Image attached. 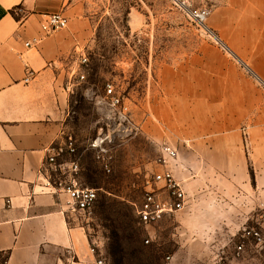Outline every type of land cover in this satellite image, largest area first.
<instances>
[{"label":"crops","instance_id":"crops-1","mask_svg":"<svg viewBox=\"0 0 264 264\" xmlns=\"http://www.w3.org/2000/svg\"><path fill=\"white\" fill-rule=\"evenodd\" d=\"M218 1L224 43L241 69L226 62L222 81L209 79V108L196 114V131L185 134L196 157L180 156L183 166L175 170L187 191V205L176 214L193 235L204 186L233 191L240 184L248 211L264 206V91L245 70L264 83V0ZM84 7V0H0V264H96L92 238L69 215L67 195L47 185L48 155L59 149L57 162L79 161L85 182L89 147L74 137V103L85 97L80 58L93 36ZM56 12L68 26L26 46L41 35L45 15ZM27 68L34 75L26 82ZM233 149L248 156H218ZM206 173L214 180L205 183ZM187 240L196 246V237Z\"/></svg>","mask_w":264,"mask_h":264},{"label":"rangeland","instance_id":"rangeland-1","mask_svg":"<svg viewBox=\"0 0 264 264\" xmlns=\"http://www.w3.org/2000/svg\"><path fill=\"white\" fill-rule=\"evenodd\" d=\"M195 4L210 9L204 24L192 21L171 0H84L93 36L84 50L90 69L78 86L85 97L74 103V137L80 147H89L83 157L84 179L99 191L92 210L74 217L108 264L114 230L122 236L124 264H264V242L246 235L255 229L264 237V206L248 211L240 184L233 191L203 187L196 198L194 235L180 227L177 214L149 225L137 216L161 145L171 143L181 157H196L188 143L193 139L185 134L196 131V114L209 108V79L222 81L226 62L240 67L224 43V15L217 10L221 3ZM245 70L264 91V83ZM107 83L122 95L133 125L129 136L102 144L109 148L110 170L91 147L112 125L111 108L102 101ZM218 156L240 161L248 151L233 149ZM239 179L234 173L233 180ZM202 180L209 183L214 178L206 173ZM192 237L196 246L187 242Z\"/></svg>","mask_w":264,"mask_h":264},{"label":"built area","instance_id":"built-area-1","mask_svg":"<svg viewBox=\"0 0 264 264\" xmlns=\"http://www.w3.org/2000/svg\"><path fill=\"white\" fill-rule=\"evenodd\" d=\"M171 1L198 25L204 24L210 15V9L205 6H196V0ZM67 26L68 18L63 12L49 13L45 15L44 20L41 22V35L31 41H27L25 45L30 47L40 42L44 37ZM80 64L82 65V72L79 78L83 80L89 67L86 55H81ZM33 75V69L27 68L24 80L26 82L29 81ZM104 91L102 101L111 108L112 115L109 117V122L112 125L109 124L107 133L95 141L93 145L99 148L98 158L102 159L103 166L106 170H110L109 148L102 146V144L105 142L114 143L117 138L129 136L133 132V125L128 115V108L123 101L122 95L116 91L115 85L107 83ZM68 147L71 152L75 151L73 142H70ZM62 151V149H59L48 155L47 166L48 170L52 172V176H49L47 185L54 189H59L67 195V211L72 218L76 219V216L85 215L92 210L97 200L99 189L88 186L81 179L79 161L57 162V156ZM154 163L156 169L147 177L142 201L136 207L139 221L145 225L154 224L166 216H173L182 211L187 205V191L184 186V180L177 177L175 171L177 167L183 166L178 148L171 143H163ZM8 204H10L9 200ZM246 235L253 237L259 243L264 242L261 232L255 229L247 230ZM92 244L91 250L96 255V264H108L104 253L98 249L97 243L92 240ZM242 249L243 246L239 245L238 252H241Z\"/></svg>","mask_w":264,"mask_h":264},{"label":"trees","instance_id":"trees-1","mask_svg":"<svg viewBox=\"0 0 264 264\" xmlns=\"http://www.w3.org/2000/svg\"><path fill=\"white\" fill-rule=\"evenodd\" d=\"M122 236L117 231H112L110 235V242L108 244V253L110 255V264H124V257L122 256Z\"/></svg>","mask_w":264,"mask_h":264}]
</instances>
